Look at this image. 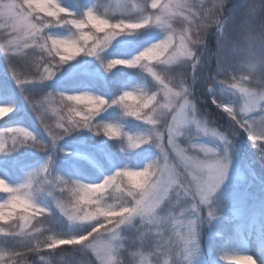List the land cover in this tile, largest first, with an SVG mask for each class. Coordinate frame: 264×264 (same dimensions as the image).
<instances>
[{"label":"clouds","instance_id":"1","mask_svg":"<svg viewBox=\"0 0 264 264\" xmlns=\"http://www.w3.org/2000/svg\"><path fill=\"white\" fill-rule=\"evenodd\" d=\"M90 7L95 8L101 23L108 24L107 32L117 31L124 24L136 25L139 30L156 28L163 33L128 58L141 57L139 64H120L142 69L157 87H134L114 98L131 108V114L125 116L142 121L147 127L135 133L122 127L121 136L109 137L126 142L122 152L151 145L155 155L141 167H118L99 182L54 173L53 159L49 162L48 155L26 173V178L29 173L37 175L31 187L20 190L8 211L4 201L13 195L11 189L26 179L11 185L0 178V192L7 193L0 202V220L13 217L6 222L7 228L0 225V232L20 229L22 218L31 221L43 217L32 225V230L42 235L37 225L47 224L48 215L44 213L50 209L38 202L37 195L46 193L69 224L83 230L82 234H54L44 239L45 244L54 241L49 244L51 247L82 245L95 254L99 264H195L201 225L219 214L217 194L228 178L240 132L247 133L264 161V116H254V110L264 101V0H239L238 4L236 0H136L134 10H115L103 4ZM58 11L62 9H57L53 0H0V28L7 29L10 21L27 15L40 25L41 31L27 37L13 31L17 46L28 47L29 41H36L35 46L39 47L44 37H74L76 28L72 24L57 23ZM145 19L148 24L143 23ZM53 26H70L72 31L69 35H55L48 31ZM81 30L92 31V26L85 22ZM210 34L215 35L211 50ZM182 45L186 52L180 50ZM154 49L155 59L141 56ZM57 56L51 52L44 63ZM145 64L161 80H156ZM198 85L209 92L219 86V94L211 101L222 110L227 126L218 125L209 110L201 108L204 97L199 94ZM84 92L88 91L74 93L80 96ZM95 97L75 104L81 112L97 113L90 121L93 126L99 124L94 121L101 111L90 106L110 102L102 95ZM66 102L68 110L73 107L71 101ZM125 134L139 137L142 142L131 147ZM32 135L33 139L38 137L33 132ZM25 144L33 147L22 137L6 153ZM56 189L60 195H56ZM205 209L214 211L205 216ZM128 228L130 234L125 231ZM226 257L229 264H258L251 254H229L222 259Z\"/></svg>","mask_w":264,"mask_h":264},{"label":"trees","instance_id":"2","mask_svg":"<svg viewBox=\"0 0 264 264\" xmlns=\"http://www.w3.org/2000/svg\"><path fill=\"white\" fill-rule=\"evenodd\" d=\"M61 6L68 8L75 14L79 15L83 10L90 6H99L101 4L108 5L109 0H59ZM119 15V14H117ZM49 32L55 35H69L72 31L70 26H53L48 29ZM134 41L125 45H109L101 53L104 60L120 58L128 59L142 50L147 44L160 38L161 32L154 28H145L132 33ZM103 36L104 33H97ZM121 34L120 36H123ZM210 41V40H209ZM50 44V41H49ZM212 44V42H211ZM114 47V48H113ZM25 54L24 56L17 55ZM10 57L13 60V66L17 71L27 76L28 81H31L35 73H42V63L48 59V52L40 47L35 46L33 41H29L28 47L21 50V53ZM11 60L5 58V66H10ZM59 57L49 63V67L56 65ZM100 64L103 76L90 75L88 72L93 70V66ZM38 65H40L38 69ZM84 67L89 70L86 74H78L75 70H70L72 67ZM16 71V72H17ZM67 72V73H66ZM61 77H56L51 80L37 81L25 86V90H21V86L16 84L7 74L0 70V96L7 97L10 94L15 95L17 100H20L19 112L7 119V122L18 121L20 124L27 127L30 131L38 136L43 142L50 144V138L47 132L44 131L39 120L36 117V112L33 111L32 105L28 103L25 98L26 95L33 96L34 100H44L40 111L43 114L45 122L54 134H59L63 130L57 127V121L62 119L65 127L69 124V110L65 107L66 101L62 102L59 96L60 92L74 93L88 91L97 95H102L109 101L118 96L121 92L127 89L130 82L135 79L144 86L147 90H154L157 84L152 83L150 75L140 68H129L123 65H118L110 71H106L101 59L94 63V57L87 54H81L73 60L60 66L57 74ZM199 94L204 97L201 108H207L209 115L214 118L216 123L221 126H227V120L222 113L212 104L211 98L206 91V88L199 86ZM51 96H48V94ZM47 97V99H44ZM81 111L79 108H77ZM87 113L86 110L83 111ZM58 113V115H57ZM79 120L80 117H75ZM95 123L111 122L118 123L123 126V129L128 132L143 131L147 125L142 121L136 120L132 117L125 116L123 109L119 105H112L101 111L95 118ZM243 133V137L247 139V133ZM20 139V138H19ZM12 143V142H10ZM126 142L122 139L109 138L103 133L97 134L89 128H80L64 136L57 143V148L53 157V171L59 173L67 178L81 179L87 182H99L104 175L111 173L118 167L125 164L132 167H141L145 161L155 155V149L151 145H143L137 149H129L121 151V147ZM245 143V142H244ZM9 144V143H8ZM52 154V149L40 150L32 147L30 144H25L19 148V152L6 153V157L0 159V165L3 166L8 174L15 176L21 171L22 166L28 162L43 156V154ZM10 154V155H9ZM255 172L258 176L264 179V161L258 155L254 158ZM43 197L49 198L53 210L48 215L46 225H37L42 235H38L35 230H32V225L36 224V219H43L37 217L28 223L26 228L33 236L37 237L39 241L52 237L54 234H82V228L78 225L71 227L69 222L64 218L55 207L54 200L46 193H41ZM56 195H60L59 189H56ZM0 225L7 224L0 221ZM202 244L204 245L203 255L208 264H213L218 261V257L224 252H233L240 243L238 240V232L236 230V223L231 222L230 217H222L217 228H213L212 235L207 244L204 236L206 235L207 226L202 223ZM16 230L19 232L18 228ZM15 230V231H16ZM7 232H12L7 230ZM3 235V234H2ZM6 236V235H4ZM14 237V249L16 251H26L24 249L26 244L35 246L37 240L25 241L24 238L18 235H7ZM6 236V237H7ZM12 244V243H11ZM69 259L71 263L83 264L84 261H91L92 264H99L95 256L89 250L81 249L80 246L73 245H57L55 249H48L41 243L38 252L28 253L25 256L27 264H60L55 262L59 257ZM213 257V259H211ZM7 259V258H6ZM16 258L13 257L12 262Z\"/></svg>","mask_w":264,"mask_h":264},{"label":"snow or ice","instance_id":"3","mask_svg":"<svg viewBox=\"0 0 264 264\" xmlns=\"http://www.w3.org/2000/svg\"><path fill=\"white\" fill-rule=\"evenodd\" d=\"M53 3L55 4L57 9H62V12H57V23H67L72 24L76 28V35L69 36V37H44V42L39 46L41 49H44L50 54L51 52H56V54L59 57V62L56 65H52L49 67V63H42L43 72L39 73V76L34 78L31 81H20L17 77V83L20 84L21 90H25V86L30 83H35L37 81H44L53 78L57 72L59 71V68L61 65L67 63L69 60H73L75 57L79 56L80 54H87L88 56H93L98 59H101V63L104 65L106 71H110L116 66L127 63V64H139L141 61V57H134L132 59H120V58H113L104 60L101 57V53L111 44L113 39L121 35L124 32H135L138 31V26L136 25H124L121 24L119 26V30L117 31H111L107 32L105 31L108 28L107 23H101L96 15V11L94 7H88L85 10H83L79 15L75 14L71 10H69L66 7L61 6L59 3V0H53ZM136 7V0H128L126 3H117L115 10L119 9H135ZM30 15V14H29ZM87 22V24L92 26V31H83L81 30V26ZM144 24H148L149 20L145 19L143 21ZM9 27L12 28V30L16 33H22L23 36H31V35H37L40 33L41 28L40 25H37L34 21L28 18L26 15L25 17L17 20H12L9 24ZM104 32L105 34L103 36L97 35V33ZM50 41V44H49ZM17 42V37L13 36L10 40V43L15 44ZM33 43H36V41H33ZM168 42H165L167 44ZM62 49V51L57 52V49ZM182 52H186V46L182 45L181 49ZM188 55H191L190 52L187 53ZM157 53L155 52V49L149 52L142 53L141 56H147L149 60H153L156 58ZM5 58L9 59L7 56V49L5 50ZM197 63H199L197 61ZM150 72H152V75L155 77L156 80H161L160 75H158L155 71H153L147 64L144 65ZM38 69L40 65L37 66ZM193 68L195 69V65H193ZM13 74L15 75V69L13 68ZM167 94V93H166ZM48 96H51L49 93ZM59 96L61 98V101H71L73 103V107L69 109V124L67 127L64 126V124L61 122L62 117L58 119L57 121V127L62 129L63 131L59 134H54L51 129L49 128L48 124L45 122L42 112L40 111V108L42 107L44 100H34L33 96L26 95L25 98L28 100V103L32 105V109L34 112H36V117L39 120L41 126L43 127L44 131L47 132L51 143H45L41 142L40 139L37 137L36 139H33L32 131H30L28 128L25 127H17V128H0V154L6 153L8 150V146L5 142L4 137L8 134L12 135V143L15 145L17 136H22L24 138L25 143L31 142L33 147H36L40 150H47L49 148L52 149V154L49 156V162L52 161L55 150L57 148V143L60 141L64 136L68 135L69 133L76 130V128H89L90 130L96 132L97 134L103 133L107 137H119L122 134V125L118 123H111V122H102L99 123L96 126H93L90 124V121L92 118L97 114L93 111H88L87 113L79 111L75 104L82 102L83 100H94L95 94L92 92H84L80 96H76L75 93H69L65 94L64 92H60ZM44 99H47L45 97ZM113 104H120L121 108L123 109V112L125 115L131 114V108L128 105L123 104L118 99H112L109 104H101V105H91L90 107L96 108L98 111H103L107 107H110V105ZM13 107H8L5 105L4 107H0V115L4 113H11L13 111ZM259 111L260 115L256 116L257 119L264 116V101L261 102L260 107H257L254 110V113ZM58 115V113H57ZM82 117V120H77L75 117ZM145 119H148V117H145ZM126 135V138L129 142V145L131 147H134L137 143L142 142L139 137L132 136V135ZM254 142H262V141H254ZM47 168V165L45 166ZM211 167V166H209ZM36 173H29L27 175V178L25 180V183L22 185H18L17 187L11 189L13 192V195L9 196L7 200L4 201V207L5 211H8L9 205H14L15 200L17 196L20 195V190L22 188L31 187V185L34 182V179L36 177ZM79 187V185H77ZM75 190V189H73ZM15 215V213H13ZM44 215H50L49 213H44ZM211 215V213H210ZM13 217H5L3 220H0L2 222H9L11 221ZM23 224L20 228L21 231L19 232H0V234L3 235H18L24 238L25 241H31V240H37V243L35 246H32L30 243L26 244V251H16V250H0V264H8V260H12L13 257L16 259L12 261V264H27V260L25 259V256L28 253H36L38 252L41 243H43L46 248L48 249H55L56 247H51L49 244H53L54 241H49V244H45L43 241H39L37 237L33 236L29 231L26 230L27 224L30 222L29 218H22ZM65 245H73L77 246L75 244H65ZM80 246L81 249H84L82 245ZM7 258V259H6ZM227 258V257H226Z\"/></svg>","mask_w":264,"mask_h":264},{"label":"rangeland","instance_id":"4","mask_svg":"<svg viewBox=\"0 0 264 264\" xmlns=\"http://www.w3.org/2000/svg\"><path fill=\"white\" fill-rule=\"evenodd\" d=\"M126 3L128 0H109L108 6L112 9L116 8L117 3ZM236 3H239V0H236ZM117 14H119L117 12ZM2 23V21H0ZM11 21L9 22V24ZM156 31H160L159 29L154 28ZM161 32V31H160ZM13 30L12 28L8 27L0 28V44H3L4 47H0V70H2L5 74L9 76L13 81L17 83V77L20 81H28L27 76L17 71L16 67L13 66V60L10 62L12 65L5 66V50L7 49V56L12 58L13 56H16L17 54L21 53V50L27 48L23 46H17V43L12 44L8 43L7 41L11 40L13 37L12 35ZM23 35L22 33H20ZM163 33L161 32V36ZM160 36V37H161ZM134 35L132 33H125L123 36L116 37L111 42L112 45H125L130 44L134 40ZM159 39V38H158ZM209 39H211L209 41ZM212 42V44H211ZM208 45L209 50L215 47V35L210 34L208 38ZM109 47V46H108ZM107 47V48H108ZM118 47V46H114ZM113 47V48H114ZM106 48V49H107ZM17 55V56H24ZM99 60L98 58L94 57V63ZM212 63L214 64L215 61L213 60ZM13 68L15 69V75L13 74ZM72 70H75L78 74L87 73L89 70L82 67H72L70 72ZM211 70V69H209ZM17 71V72H16ZM199 72H203L204 69H199ZM102 69L100 64H96L93 66V70L88 72L90 75H99L103 76L104 74L101 73ZM67 73V72H66ZM56 77H61L60 74H56ZM151 77V76H150ZM152 83L156 82L152 79ZM20 85V84H18ZM134 87H141L144 88V86L141 84V82L133 79L130 82V85L127 87L126 90L132 89ZM203 87V86H202ZM205 88V87H203ZM208 95L210 98H212L215 95L219 94V86L212 92H209L207 89ZM22 102L20 100H17L15 95L10 94L7 97H1L0 96V107H4L7 105L8 107H13V111L11 113H4L0 115V128H17V127H25L24 125L20 124L18 121L7 122V119L13 115H16V113L19 112L20 104ZM254 115L259 116L260 113L257 110ZM27 128V127H25ZM22 138V136H17V139ZM5 142L8 147L11 146L12 143V135L8 134L4 137ZM207 140V138H205ZM245 142V143H244ZM9 143V144H8ZM19 152V148L15 151H12L11 153ZM6 153L0 154V159L6 157ZM10 155V154H9ZM50 155L49 153L43 154V156L36 158L30 162H28L25 166H22L21 171L18 172L15 176H10L6 169L3 168V166L0 165V178L5 179L9 184L11 185H17L20 183H23L26 179V173L30 171L31 169L37 167L42 161H44L47 156ZM258 155L257 149L253 147V142L247 136V139L243 137V133L240 132V134L237 137V145L236 150L234 153V159L233 164L229 170V175L224 184L222 185L221 189L218 191L217 194V202H218V215L215 218L212 219H206L204 223L207 226V231L205 236V241H207L210 238L211 230L214 227H211L213 225H218L220 218L219 215L221 212H225L224 214L232 215V219L234 221H237L238 223V232L240 233V239L242 245L239 247L238 250L233 252L232 254H251L253 255L257 261L258 264H264V179L263 177H260L256 174L255 166H254V157ZM254 169V170H253ZM7 198V193L0 192V202H3V199ZM53 199V198H52ZM37 200L39 203H41L44 206H47L50 209V212L53 210L52 205L50 203V200L46 196H42L40 194L37 195ZM210 211L205 209L204 215L207 216ZM28 225V224H27ZM76 225H71V227H75ZM210 226V227H209ZM28 226H26L27 228ZM19 231H21L18 228ZM127 233H131V229H125ZM7 232V231H6ZM15 232H18L17 230ZM7 236V235H6ZM4 236L0 234V250H11L14 249V241L16 240L14 237ZM21 237V236H19ZM201 229H200V248L197 253L195 264H207L205 261V256L203 255V245H201ZM23 238V237H21ZM12 243V244H11ZM90 252H92L89 249ZM95 256V254L93 253ZM229 255L228 253L222 254V257ZM222 257H219V262L215 264H229L228 259H222ZM96 259V257H95ZM213 259V257H211ZM70 260L59 256L55 262H59L60 264H75L69 262ZM8 264H12V262H8Z\"/></svg>","mask_w":264,"mask_h":264}]
</instances>
